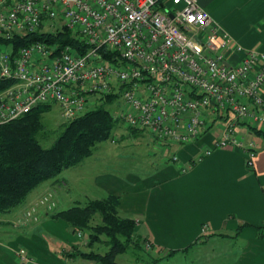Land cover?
<instances>
[{
    "label": "built area",
    "instance_id": "built-area-1",
    "mask_svg": "<svg viewBox=\"0 0 264 264\" xmlns=\"http://www.w3.org/2000/svg\"><path fill=\"white\" fill-rule=\"evenodd\" d=\"M62 29L85 45L83 55L31 40ZM21 41L29 42L16 44ZM0 81L6 82L0 124L46 104L59 106L68 123L97 96L120 94L117 118L173 163L179 158L165 156L168 148L196 147L193 164L214 150L233 149L252 167L256 144L240 130L264 128V52L234 43L198 0H0ZM219 122L216 137L203 146ZM55 208V192L47 191L27 207L21 225ZM17 256L31 261L24 249Z\"/></svg>",
    "mask_w": 264,
    "mask_h": 264
},
{
    "label": "crops",
    "instance_id": "crops-1",
    "mask_svg": "<svg viewBox=\"0 0 264 264\" xmlns=\"http://www.w3.org/2000/svg\"><path fill=\"white\" fill-rule=\"evenodd\" d=\"M198 1L206 10V3ZM243 1L242 7L237 6L240 13L237 19L224 13V1L213 10L214 17L206 11L234 43L247 50L264 52V0ZM260 95L264 103V85ZM127 132L132 137L146 136ZM215 137V133L205 135L202 145H208ZM255 143L257 155L252 167L246 166L243 151L219 149L184 173L181 167L200 154L198 148H168L170 154H177L178 163H158L152 170L155 173L146 172L141 177L132 172L124 176L98 172L92 182L99 198L85 194L84 199L118 197L120 215L136 221V234L150 245L145 252L148 256L156 255L153 264L156 259L165 258L167 251L182 250L200 238H206L205 242L196 243L189 250L194 257L192 264H264V141L259 137ZM60 176L43 183L24 204L0 215V264H98L70 255L75 250L86 251L84 241L76 238L66 223L51 217L60 211L57 192L73 185L72 180ZM47 191L55 192L56 208L52 212L39 211L37 222L22 226L24 211ZM240 226L243 228L236 239L241 244L240 250L231 259L229 252L200 250L215 240L228 239L208 238L212 234L233 236ZM20 249L27 252L31 261L19 260ZM127 261L124 257L122 263L116 262L127 264Z\"/></svg>",
    "mask_w": 264,
    "mask_h": 264
},
{
    "label": "trees",
    "instance_id": "trees-1",
    "mask_svg": "<svg viewBox=\"0 0 264 264\" xmlns=\"http://www.w3.org/2000/svg\"><path fill=\"white\" fill-rule=\"evenodd\" d=\"M31 40L46 41L62 48L68 46L78 55L86 50L85 45L66 29L55 34L41 33ZM105 57L112 59L113 54ZM5 86L6 82L0 81V90ZM98 100L99 104L81 116L63 123L58 137L47 148L40 144L39 135L43 113L50 105H39L16 120L0 124V215L24 204L43 183L56 180L62 171L81 164L93 154L96 145L111 139L119 119L108 107H118L120 94H104ZM252 131L264 141V131ZM51 217L66 223L71 233L83 234L86 251L75 250L72 256L98 264H118L117 257L130 250H141L148 257L145 245L149 244H144L136 234V221L120 215L116 196L88 199L84 205L77 203L52 213ZM242 228L240 226L233 236L213 235L237 239ZM197 241L182 250L167 251L165 258L189 251ZM96 245H101L103 250L94 249Z\"/></svg>",
    "mask_w": 264,
    "mask_h": 264
},
{
    "label": "rangeland",
    "instance_id": "rangeland-1",
    "mask_svg": "<svg viewBox=\"0 0 264 264\" xmlns=\"http://www.w3.org/2000/svg\"><path fill=\"white\" fill-rule=\"evenodd\" d=\"M207 5V11L212 12L216 9L221 1L225 2V14H232L234 19L239 18V7L243 6V0H201ZM239 6V7H237ZM232 13H229L231 12ZM214 17V16H213ZM257 25V24H255ZM257 27V26H256ZM97 100L94 103H87V110L93 108L96 104H99ZM121 106H109L108 108L118 116ZM61 109L57 105L50 104V107L45 110L42 116L43 128L39 135V141L42 147H49L52 145L54 140L58 137L64 120L61 118ZM219 122L215 124L209 130L210 134H213L216 127L221 125ZM241 134L244 135L245 139L253 138L254 143L259 141V137L256 136L253 131L249 128H242L240 130ZM256 144V143H255ZM169 154L166 153L165 156ZM161 157V147L153 143L148 137L139 135L132 137L128 132L121 120L113 131L112 137L108 141H104L96 145L93 154L84 160L81 164L69 168L61 173V176L67 180H72V187H67L59 190L57 192V200H61L58 203V209L64 210L75 204L84 205L86 200L84 195H89V197L99 198V193L96 188L93 187L92 178L98 172H107L114 175L124 176L127 173L132 172L134 175L142 176L147 175L146 172L155 173L154 168L157 167L158 163H163L166 159ZM171 161L169 160L168 163ZM190 165V164H189ZM153 170V171H152ZM60 176V177H61ZM46 193V192H44ZM43 193V194H44ZM32 204V203H31ZM30 204V205H31ZM41 211V210H40ZM99 222V221H98ZM97 222V223H98ZM234 233V232H233ZM233 235L231 233H228ZM73 236V234H72ZM76 236V235H75ZM217 236L211 235L208 238H215ZM77 238V236H76ZM81 240V239H80ZM203 240V241H202ZM206 238H200L197 244L204 243ZM212 244L201 248V251H218L229 252V259L235 256L238 250H240V243L236 239H226V240H215ZM196 244V245H197ZM5 246L7 244L4 243ZM101 245H96L98 249L103 250ZM148 250V248H147ZM184 254H177L176 256H171L168 258L161 257L155 264H192L194 262L193 255H190V251ZM129 253V252H127ZM127 253L117 257L119 263H122V258L127 257V264H151L152 260L155 259L156 255L146 256L143 251H132L129 255ZM204 254V253H203ZM140 258H139V257ZM227 259V260H229ZM216 261V260H213ZM223 261H225L223 259ZM215 263V262H214Z\"/></svg>",
    "mask_w": 264,
    "mask_h": 264
}]
</instances>
